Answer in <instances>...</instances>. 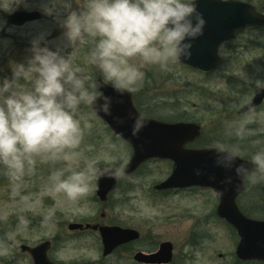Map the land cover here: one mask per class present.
I'll use <instances>...</instances> for the list:
<instances>
[{
  "label": "clouds",
  "instance_id": "clouds-1",
  "mask_svg": "<svg viewBox=\"0 0 264 264\" xmlns=\"http://www.w3.org/2000/svg\"><path fill=\"white\" fill-rule=\"evenodd\" d=\"M73 4L74 0H41L40 11L55 20L60 35L49 39L51 31L44 30L33 36L26 62L14 63L11 76L0 77V175L14 182L13 197L40 165L48 166L44 193L57 203V198L74 202L87 196L95 180L120 179L127 160L86 155L90 117H113L117 125L131 121V135L138 136L147 125L146 118L132 111L115 116L114 106L123 103L125 94L143 87L146 67L166 72L170 65L190 60L194 42L207 26L199 0ZM0 8H8L4 0ZM14 27L0 18V31ZM85 43L90 45L88 57L95 76L82 71L76 58ZM251 83L264 91V79ZM105 87L116 95L105 94ZM85 108L92 111L85 113ZM249 123L247 113L238 121H225L210 142L213 166L226 173L219 181L225 190L234 178L250 187L264 184V141L241 143L252 135ZM204 174L202 169L195 170L197 176ZM209 178L217 179L215 174ZM52 218L50 210L42 224ZM29 224L26 217H19L15 229L0 241V256L8 254Z\"/></svg>",
  "mask_w": 264,
  "mask_h": 264
},
{
  "label": "rangeland",
  "instance_id": "rangeland-1",
  "mask_svg": "<svg viewBox=\"0 0 264 264\" xmlns=\"http://www.w3.org/2000/svg\"><path fill=\"white\" fill-rule=\"evenodd\" d=\"M243 1L255 5L264 14V0ZM84 3L85 0H74L73 6L82 7ZM4 6L8 8H0V18L7 20L18 10L40 11L41 0H4ZM44 30L51 31L49 39L61 33L55 20L44 14L40 21L14 27L12 31L7 28L0 31V77H10L14 63L26 62L32 37ZM89 46L85 43L76 58L82 71L95 76L96 70L89 62ZM221 56L219 69L211 74L180 63L170 65L166 72L146 67L143 87L132 92L135 105L154 119L199 123L202 136L197 144L209 147L225 121L241 118L237 115L238 109L251 100L256 90L251 81L264 79V27L241 30L233 42L222 47ZM86 109L85 113L91 112V108ZM249 116L248 128L252 135L241 143L264 141V105ZM90 123L86 155L128 162L132 148L115 139L96 116L90 117ZM171 171L169 161H150L134 175H123L107 204L96 197L97 180L93 181V189L87 196L74 202L57 198L60 201L57 203L44 193L47 165H40L36 174L18 188L15 197L11 195L14 182L0 175V219L6 223L0 229V241H3L2 234L15 229L19 217L30 221L27 229L10 245L8 254L0 256V264H33L29 256L22 254L20 245L44 241L52 242L49 257L57 263L136 264L131 258L135 252L131 251L122 252L121 256L103 257L99 233L71 232L68 230L70 223L138 230L142 238L135 246L147 252H154L160 243L171 241L175 247L172 264H264L238 261L235 251L239 237L228 224L218 219L219 199L212 191L156 192L154 186L164 181ZM248 188L239 200L240 207L256 219L264 218V184ZM50 210L53 218L44 225L42 219Z\"/></svg>",
  "mask_w": 264,
  "mask_h": 264
},
{
  "label": "water",
  "instance_id": "water-1",
  "mask_svg": "<svg viewBox=\"0 0 264 264\" xmlns=\"http://www.w3.org/2000/svg\"><path fill=\"white\" fill-rule=\"evenodd\" d=\"M199 9L207 20L205 34L194 42L192 58L181 61V63L205 73L217 69L219 47L233 40L237 30L264 26V14L259 13L254 6L241 1L230 0L228 3H222V0H199ZM40 19L39 12L17 11L10 15L8 20L14 26H23L28 22ZM102 91L107 95H116L111 87H105ZM122 99V104L114 106L115 116H124L128 111L138 112L133 105L131 93L125 94ZM263 100L264 91L257 90L253 101L239 113L254 109L261 105ZM97 117L106 123L115 136L132 147L133 155L124 171L126 175H132L143 163L151 159H170L174 163L173 172L164 183L156 186V190H180L191 187L214 190L220 199L218 216L235 228L240 237L236 250L237 257L243 262H264V221L247 218L241 213L236 203L237 198L245 190L243 183L234 178L233 184L225 190L224 185L219 181L226 173L213 166L212 151L210 149H185L188 143L200 138L201 129L199 126L187 123H165L146 118V127L138 136H132L131 121L125 125H117L113 117L102 115ZM198 168L204 170L205 174L195 175V170ZM212 174L216 175V180L209 178ZM228 174L234 176V173ZM117 181L118 179L113 178L98 179L96 195L102 202L108 201L109 194L117 186ZM69 229L72 231L84 229L99 231L104 256H108L118 247L140 238L138 231L116 226L72 224ZM49 248L50 243L47 242L36 248L23 247L22 249L32 255L34 264H55L47 256ZM135 259L140 263L170 264L173 259V246L168 242L163 243L157 253L139 254Z\"/></svg>",
  "mask_w": 264,
  "mask_h": 264
},
{
  "label": "flooded vegetation",
  "instance_id": "flooded-vegetation-1",
  "mask_svg": "<svg viewBox=\"0 0 264 264\" xmlns=\"http://www.w3.org/2000/svg\"><path fill=\"white\" fill-rule=\"evenodd\" d=\"M241 31V30H240ZM239 31V32H240ZM181 64V63H180ZM140 110V109H139ZM176 121H182V120H180V119H178V120H176ZM197 146L199 147L200 145L199 144H197ZM196 146V147H197ZM6 226V223L5 222H3V225H2V227L1 228H3V227H5ZM4 235L5 234H2V239H4ZM45 242V241H44ZM43 242H41V243H36V244H26V243H24V244H21L20 245V250H21V252H22V254L23 255H26V256H29L32 260H33V258H32V256L29 254V252L28 251H23V249H22V247H24V246H26V247H29V248H34V247H37V246H40L41 244H42ZM51 249H52V247H51ZM136 249V250H135ZM125 251H131V252H135L134 254H133V256L131 257L132 259L134 258V256H135V254L137 253V252H139V251H142V252H145V253H151V252H146V249H144V248H139V247H136L135 246V243H131V244H127V245H124V246H122V247H119L114 253H113V255L112 256H116V255H122V252H125ZM50 252V251H49ZM34 264V263H33Z\"/></svg>",
  "mask_w": 264,
  "mask_h": 264
},
{
  "label": "trees",
  "instance_id": "trees-1",
  "mask_svg": "<svg viewBox=\"0 0 264 264\" xmlns=\"http://www.w3.org/2000/svg\"><path fill=\"white\" fill-rule=\"evenodd\" d=\"M84 111V110H83Z\"/></svg>",
  "mask_w": 264,
  "mask_h": 264
}]
</instances>
